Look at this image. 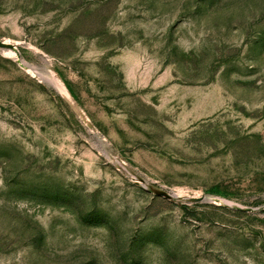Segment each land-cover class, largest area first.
I'll return each mask as SVG.
<instances>
[{
	"label": "rangeland",
	"instance_id": "1",
	"mask_svg": "<svg viewBox=\"0 0 264 264\" xmlns=\"http://www.w3.org/2000/svg\"><path fill=\"white\" fill-rule=\"evenodd\" d=\"M0 264H264V0H0Z\"/></svg>",
	"mask_w": 264,
	"mask_h": 264
}]
</instances>
